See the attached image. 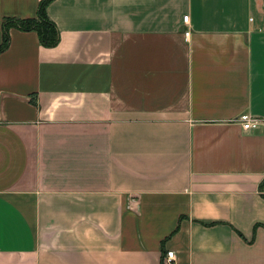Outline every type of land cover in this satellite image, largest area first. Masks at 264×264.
Returning <instances> with one entry per match:
<instances>
[{"label": "crops", "instance_id": "crops-1", "mask_svg": "<svg viewBox=\"0 0 264 264\" xmlns=\"http://www.w3.org/2000/svg\"><path fill=\"white\" fill-rule=\"evenodd\" d=\"M45 12L0 51V264H264V0Z\"/></svg>", "mask_w": 264, "mask_h": 264}, {"label": "trees", "instance_id": "trees-1", "mask_svg": "<svg viewBox=\"0 0 264 264\" xmlns=\"http://www.w3.org/2000/svg\"><path fill=\"white\" fill-rule=\"evenodd\" d=\"M49 1L51 0H39L33 17H3L0 24V51L7 45L9 28H16L22 31H34L39 44L43 47H52L57 43V28L45 12V7Z\"/></svg>", "mask_w": 264, "mask_h": 264}, {"label": "built area", "instance_id": "built-area-1", "mask_svg": "<svg viewBox=\"0 0 264 264\" xmlns=\"http://www.w3.org/2000/svg\"><path fill=\"white\" fill-rule=\"evenodd\" d=\"M187 16H182V21L186 22ZM187 34V32H185ZM239 121L241 122L242 129H251L257 126V121L254 119H249L247 115L242 114L238 117ZM162 264H172L173 260V252L171 250H166L162 255Z\"/></svg>", "mask_w": 264, "mask_h": 264}, {"label": "rangeland", "instance_id": "rangeland-1", "mask_svg": "<svg viewBox=\"0 0 264 264\" xmlns=\"http://www.w3.org/2000/svg\"><path fill=\"white\" fill-rule=\"evenodd\" d=\"M2 21V20H1Z\"/></svg>", "mask_w": 264, "mask_h": 264}]
</instances>
